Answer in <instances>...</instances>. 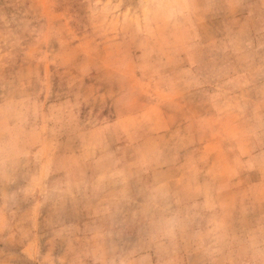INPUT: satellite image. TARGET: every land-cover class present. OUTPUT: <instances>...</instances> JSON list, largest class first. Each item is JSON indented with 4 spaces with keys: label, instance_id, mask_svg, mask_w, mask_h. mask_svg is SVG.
<instances>
[{
    "label": "rangeland",
    "instance_id": "374dc122",
    "mask_svg": "<svg viewBox=\"0 0 264 264\" xmlns=\"http://www.w3.org/2000/svg\"><path fill=\"white\" fill-rule=\"evenodd\" d=\"M0 264H264V0H0Z\"/></svg>",
    "mask_w": 264,
    "mask_h": 264
}]
</instances>
